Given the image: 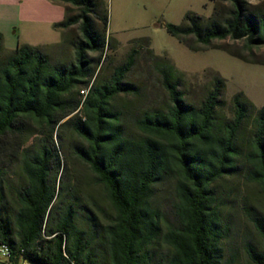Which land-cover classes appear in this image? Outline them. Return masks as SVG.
Wrapping results in <instances>:
<instances>
[{
  "label": "trees",
  "instance_id": "obj_1",
  "mask_svg": "<svg viewBox=\"0 0 264 264\" xmlns=\"http://www.w3.org/2000/svg\"><path fill=\"white\" fill-rule=\"evenodd\" d=\"M52 1L75 7L53 24L77 25L67 39L71 61H53L28 44L3 52L0 38V151L2 141L22 145L20 181L11 182L0 165V245L12 253L5 264H234L235 255H225L229 224L218 186L241 172L264 195V106L236 92L225 113L219 76L191 101L161 57L154 67L168 102L134 109L119 103L121 94L140 95L126 79L139 50L101 75L109 45L105 0ZM230 1L223 19L186 12L182 23L165 28L205 45L227 37L249 49L264 45V10ZM63 127L73 140L63 141ZM64 153L89 168L100 196L88 193L85 201L70 188ZM164 182L173 188L172 219L156 202ZM244 212L258 241L245 240L242 249L250 264H264V199Z\"/></svg>",
  "mask_w": 264,
  "mask_h": 264
},
{
  "label": "rangeland",
  "instance_id": "obj_2",
  "mask_svg": "<svg viewBox=\"0 0 264 264\" xmlns=\"http://www.w3.org/2000/svg\"><path fill=\"white\" fill-rule=\"evenodd\" d=\"M245 1L251 9L264 10V0ZM55 2L0 0L1 50L9 52L18 45L28 44L40 47L53 61H71L74 48L67 39L77 33V25L58 30L53 28V24L65 16V11L61 14L54 8ZM105 4L109 45L97 70L101 68V75H108L133 47L139 50L126 79L140 86V95L121 94L117 97L119 103L134 109L168 102L154 67L155 57H161L168 59L176 68L181 77L180 87L191 101L198 102L213 78L219 76L225 82L222 94L225 113L236 92H243L257 109L264 106V45L249 49L243 39L231 37L215 39L205 45L191 35L179 40L165 28L167 22L182 23L186 12L205 19L216 12L223 19L230 14V0H105ZM65 7L69 8V13L75 12V7L70 3H65ZM48 41L51 43L39 46ZM83 89L87 90V87ZM61 136L65 142L74 139L71 130L65 127L61 129ZM33 138L31 136L29 141ZM3 143L0 165L5 168L11 182H18L22 179V145L16 147L4 141L1 145ZM64 174L70 188L76 189L85 201L88 193L99 195V190L92 185L89 168L68 153H64ZM218 193L226 204L223 214L229 224L225 255H235L234 264H250L242 249L243 241L256 242L258 236L244 210L249 205L262 207L264 195L257 185L246 181L241 172L222 179ZM172 197L171 182L161 183L157 187L156 202L168 219L173 217ZM0 264H5V258L1 255Z\"/></svg>",
  "mask_w": 264,
  "mask_h": 264
},
{
  "label": "built area",
  "instance_id": "obj_3",
  "mask_svg": "<svg viewBox=\"0 0 264 264\" xmlns=\"http://www.w3.org/2000/svg\"><path fill=\"white\" fill-rule=\"evenodd\" d=\"M88 92V89L85 90L83 93H80L83 97L87 94ZM0 255L5 258V261H11V256H12V253H11V249H7V245L6 244H1L0 245ZM18 264H32L30 261L28 260H21L19 261Z\"/></svg>",
  "mask_w": 264,
  "mask_h": 264
},
{
  "label": "crops",
  "instance_id": "obj_4",
  "mask_svg": "<svg viewBox=\"0 0 264 264\" xmlns=\"http://www.w3.org/2000/svg\"><path fill=\"white\" fill-rule=\"evenodd\" d=\"M54 5V4H53ZM55 7V9H57V10H59V12L61 13V14H63V12L65 11V3H63V2H55V5H54ZM60 14V15H61ZM58 21H60V20H58ZM57 21V22H58ZM60 32V31H59ZM49 43H51V41H48V42H46V43H44V44H41V45H39V46H43V45H45V44H49Z\"/></svg>",
  "mask_w": 264,
  "mask_h": 264
},
{
  "label": "bare ground",
  "instance_id": "obj_5",
  "mask_svg": "<svg viewBox=\"0 0 264 264\" xmlns=\"http://www.w3.org/2000/svg\"><path fill=\"white\" fill-rule=\"evenodd\" d=\"M85 91V89L81 90V93H83ZM7 249H10V247L7 245Z\"/></svg>",
  "mask_w": 264,
  "mask_h": 264
}]
</instances>
